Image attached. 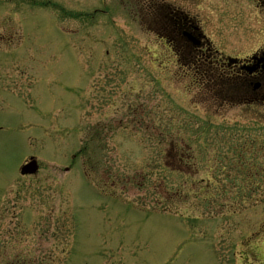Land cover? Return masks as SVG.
I'll return each instance as SVG.
<instances>
[{"label": "rangeland", "instance_id": "1", "mask_svg": "<svg viewBox=\"0 0 264 264\" xmlns=\"http://www.w3.org/2000/svg\"><path fill=\"white\" fill-rule=\"evenodd\" d=\"M145 1L0 0V264H264V104L181 70ZM163 1L264 47V0Z\"/></svg>", "mask_w": 264, "mask_h": 264}, {"label": "flooded vegetation", "instance_id": "2", "mask_svg": "<svg viewBox=\"0 0 264 264\" xmlns=\"http://www.w3.org/2000/svg\"><path fill=\"white\" fill-rule=\"evenodd\" d=\"M141 7L138 11L141 12L144 22L149 25V31L158 37L162 45L174 51L176 62L178 59L179 63L177 65L181 70L195 75L198 83L208 90H216V93L223 97V103H245L256 108L264 104V47L249 58L225 59L213 49V44L205 35L197 17L191 13L163 0H157L155 4L145 1ZM142 9L144 11H141ZM61 11L63 14L66 13L65 8H61ZM209 72L214 74L213 77L202 81L201 79ZM249 145L254 152L256 143ZM172 147L171 154L176 159L173 160L175 164L173 168L182 170L184 154L175 146ZM263 149L261 147V150ZM254 157L247 165L250 169L254 167L256 172L247 171L245 173L247 178L253 179L260 173V169H264L257 162L260 167L258 169ZM242 162L243 158H239L236 168H241ZM261 174L264 175V172ZM250 188L255 191L254 188Z\"/></svg>", "mask_w": 264, "mask_h": 264}, {"label": "water", "instance_id": "3", "mask_svg": "<svg viewBox=\"0 0 264 264\" xmlns=\"http://www.w3.org/2000/svg\"><path fill=\"white\" fill-rule=\"evenodd\" d=\"M37 169H38L37 162L35 159H33L21 168V174L22 175L32 174L35 173Z\"/></svg>", "mask_w": 264, "mask_h": 264}]
</instances>
